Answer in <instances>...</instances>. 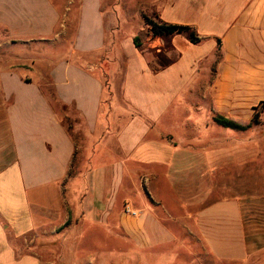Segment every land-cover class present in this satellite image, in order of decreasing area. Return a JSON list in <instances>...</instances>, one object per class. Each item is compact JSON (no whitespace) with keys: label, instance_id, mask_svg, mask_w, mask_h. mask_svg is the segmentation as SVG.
Masks as SVG:
<instances>
[{"label":"crops","instance_id":"0c3cea01","mask_svg":"<svg viewBox=\"0 0 264 264\" xmlns=\"http://www.w3.org/2000/svg\"><path fill=\"white\" fill-rule=\"evenodd\" d=\"M74 2L0 0V264H65L85 215L140 248L153 226V264H264V196L234 197L245 185L219 174L238 154L223 147L262 124L264 0H153L154 22L199 42L149 31V47L121 34L111 0ZM64 110L91 140L77 173Z\"/></svg>","mask_w":264,"mask_h":264},{"label":"rangeland","instance_id":"374dc122","mask_svg":"<svg viewBox=\"0 0 264 264\" xmlns=\"http://www.w3.org/2000/svg\"><path fill=\"white\" fill-rule=\"evenodd\" d=\"M74 1L73 7L75 10L78 5V0ZM60 2L62 6L66 4L65 1ZM113 6L121 18V34H123L124 37L135 35V37H138L139 39V47L144 44L146 47H149L147 42L148 39L146 38L147 36L151 37V35L149 34V27L144 22L143 17L146 16L153 20V0H111V7ZM165 48H168L167 44H165ZM255 118L257 119L256 116ZM63 119L66 129L73 137L78 149L71 170L73 173L81 172L84 168H87V155L90 149L91 140L85 134L80 120L75 117L71 111L64 110ZM260 119L262 123L260 128H255L248 132L251 140L254 141L251 143L252 145L248 147L238 146L236 148L223 147V151H229L232 149L235 153L238 152V154L233 155L232 163L219 164L222 168H225L219 173L222 174L220 178L223 184L231 182V185H235V183L242 182L245 185L244 187H237V191L242 194L234 197H256L258 194L259 197L264 196V113L261 114ZM222 131L224 132L225 130L222 129ZM80 146H82V148ZM206 152V157H209L211 153L210 149L206 150ZM224 155H229L223 154L222 159L226 161L227 158L224 157ZM215 165L216 164L213 162L205 163V172L203 176L206 180V192L212 190L211 187H213L214 178L219 175H214ZM236 175L241 176V178H236ZM110 181L111 180L109 179L104 183L102 190L104 191V199L108 198ZM162 189L164 192H161V194H166V188L162 187ZM137 192V195L141 198L140 200L143 201V199L146 198L144 191L139 189ZM112 197L113 194H110L109 200H111ZM213 197L226 198L233 196L222 194L221 196L216 195L212 196V198ZM65 198V201H71L68 199L67 194L65 195ZM122 206L123 203L120 200V197H118L112 215L116 216L117 214H121L124 210ZM82 208H87L85 203L82 204ZM130 213L133 212L130 211ZM92 217H86L85 215L82 219L83 221L79 223L78 227L71 230L67 235L66 241L62 245L63 252L67 256L65 264L155 263V260L153 261V226L152 228H147L152 243L148 242L150 246L140 248L139 246L130 243H124L118 238L116 235L117 232H115L110 226L111 222L108 223V227L106 224L101 227H96L91 220ZM72 249H74L75 255L70 256L69 252ZM157 262V264H161L159 260Z\"/></svg>","mask_w":264,"mask_h":264},{"label":"trees","instance_id":"16d2710c","mask_svg":"<svg viewBox=\"0 0 264 264\" xmlns=\"http://www.w3.org/2000/svg\"><path fill=\"white\" fill-rule=\"evenodd\" d=\"M143 19L146 25L149 27V31L151 32L153 36H159L163 34L171 35L175 33L176 34L186 33L192 43L199 42L198 36L188 26L172 25V24H158L146 16H144ZM133 42L136 47L140 46L138 37H134ZM256 121L257 120L255 118L253 122L257 123ZM215 122L224 128H229L233 130H243L244 129V127L234 123L233 121L227 120L222 116L215 117Z\"/></svg>","mask_w":264,"mask_h":264},{"label":"built area","instance_id":"2783aa9c","mask_svg":"<svg viewBox=\"0 0 264 264\" xmlns=\"http://www.w3.org/2000/svg\"><path fill=\"white\" fill-rule=\"evenodd\" d=\"M125 212H128L129 213V211L127 210V208H125ZM133 215H134V213H132Z\"/></svg>","mask_w":264,"mask_h":264}]
</instances>
